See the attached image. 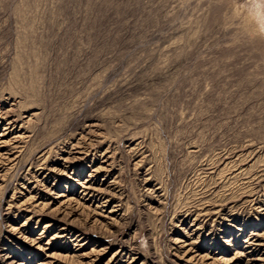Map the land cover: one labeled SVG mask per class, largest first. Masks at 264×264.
<instances>
[{
  "label": "rangeland",
  "instance_id": "1",
  "mask_svg": "<svg viewBox=\"0 0 264 264\" xmlns=\"http://www.w3.org/2000/svg\"><path fill=\"white\" fill-rule=\"evenodd\" d=\"M264 0H0V264H264Z\"/></svg>",
  "mask_w": 264,
  "mask_h": 264
},
{
  "label": "clouds",
  "instance_id": "2",
  "mask_svg": "<svg viewBox=\"0 0 264 264\" xmlns=\"http://www.w3.org/2000/svg\"><path fill=\"white\" fill-rule=\"evenodd\" d=\"M262 31H264V29H262Z\"/></svg>",
  "mask_w": 264,
  "mask_h": 264
}]
</instances>
